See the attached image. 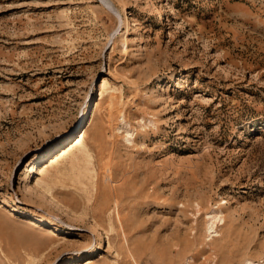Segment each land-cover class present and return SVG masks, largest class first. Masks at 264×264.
Wrapping results in <instances>:
<instances>
[{"label":"rangeland","instance_id":"1","mask_svg":"<svg viewBox=\"0 0 264 264\" xmlns=\"http://www.w3.org/2000/svg\"><path fill=\"white\" fill-rule=\"evenodd\" d=\"M0 203V264H264V0H0Z\"/></svg>","mask_w":264,"mask_h":264},{"label":"bare ground","instance_id":"2","mask_svg":"<svg viewBox=\"0 0 264 264\" xmlns=\"http://www.w3.org/2000/svg\"><path fill=\"white\" fill-rule=\"evenodd\" d=\"M108 82H107V80L104 78V76H102L101 77V81H100V87H104L106 84H107ZM104 89V88H103ZM96 108H97V106L95 105V107H94V109H93V111H92V113H91V119H92V117L94 116V113H95V111H96ZM91 112V111H90ZM89 125H90V123H89ZM81 130L82 129H79V131H78V133L75 135V137L69 142V143H67V148H65V146L63 147H60L59 149H57L58 151H56L55 152V154L52 156V157H50L51 158V161H56V164H57V162H58V160H59V158L61 159V158H63L67 153H68V148H73V149H75V150H81V149H83V147H82V140H83V138H84V136H85V134H86V129H84L82 132H81ZM71 150L72 149H70L69 151L71 152ZM72 152H73V150H72ZM78 152V151H77ZM85 152V151H84ZM83 153V152H82ZM81 154V153H80ZM82 155V154H81ZM75 157V156H74ZM50 164V163H49ZM34 166V165H33ZM31 167V166H30ZM45 172V167H43L42 165H40L39 167H38V173L39 174H43ZM24 181H32V177H30V173L29 172H27L26 173V175H25V178H24ZM41 182H40V180H37L36 181V186H38L39 188H41L42 189V191H44V193H47V194H50V192H49V189H48V187H46V186H43V185H41L40 184ZM50 196H51V198H52V200L54 201L55 199H54V196L53 195H51L50 194ZM3 205H4V203H3ZM3 205L0 203V207H3ZM73 214H75V212L74 211H72V210H70ZM9 214H13V213H10L9 212ZM21 216H25V214H21ZM76 216V215H75ZM85 220V219H84ZM26 222L29 224V225H31V226H33V227H36L37 229H42V230H44L45 232H47V233H53V234H58V232L56 231V226L55 225H53L52 223H49V222H47V221H44V220H42V219H39V218H36V217H29L28 216V219L26 220ZM110 223H111V221H110ZM112 225V224H111ZM109 227V226H108ZM113 228V227H112ZM114 230V229H113ZM98 236V235H97ZM98 238H100V234H99V236H98ZM100 245V243H98V246ZM42 249V248H41ZM43 251H44V248H43ZM64 264H75V262L73 263V261H68V262H65Z\"/></svg>","mask_w":264,"mask_h":264}]
</instances>
